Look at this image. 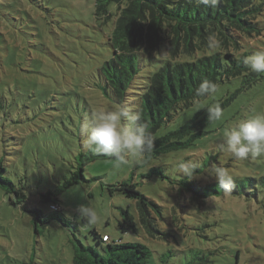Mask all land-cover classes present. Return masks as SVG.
Wrapping results in <instances>:
<instances>
[{"label": "rangeland", "instance_id": "374dc122", "mask_svg": "<svg viewBox=\"0 0 264 264\" xmlns=\"http://www.w3.org/2000/svg\"><path fill=\"white\" fill-rule=\"evenodd\" d=\"M95 11L96 0H0V157L8 160L11 177L16 180L18 170L19 179L28 182L33 208L46 215L52 212L50 203L40 194L63 184L77 170V156L84 149L81 125L94 112L120 106L112 91L104 90L100 77L101 66L113 53L108 44L112 28ZM248 47L253 53L264 50V33ZM154 69V63L142 68L138 81L143 84ZM243 81L238 77L221 84L214 96L195 103L170 126L184 123L199 106L218 104L241 89L223 109V118L210 122L207 135L193 147L152 161L164 168L168 178H142L150 168L141 166L143 162H130L119 169L109 158L89 163L85 179L66 188L59 202L61 211L78 224L80 240L98 246L91 231L95 228L117 242L141 238L154 251L151 261L156 259L158 264V255L164 252L169 255L164 264H264V201L248 197L243 189L241 194L208 199L209 209L186 193L180 206L172 188V181L184 177L176 175L172 165L187 158L199 166L208 160L202 174L197 173L202 183L217 182L207 169L219 167L237 181L245 180L249 191L261 189L264 157L238 161L219 148L224 129L264 113V74L250 87ZM136 98L130 94L126 106L132 108ZM199 110L207 112L206 107ZM168 129L163 127L159 134ZM132 176L141 192L165 206L178 230L170 240L154 239L143 231L140 237L122 232L121 209L138 215L136 201L119 191L112 193L111 188ZM82 203L97 210L100 219L94 226L76 216ZM193 211L198 225L190 229L183 216ZM34 215L24 206L12 205L0 188V264H74V227L53 219L38 222L37 231Z\"/></svg>", "mask_w": 264, "mask_h": 264}, {"label": "trees", "instance_id": "16d2710c", "mask_svg": "<svg viewBox=\"0 0 264 264\" xmlns=\"http://www.w3.org/2000/svg\"><path fill=\"white\" fill-rule=\"evenodd\" d=\"M95 15L110 23L112 28L108 37L112 57L100 68L104 90H111L115 102L125 106L130 94L137 96L131 109L139 111L140 122L148 125L154 141L141 164L150 166L141 175L144 179L154 176L168 178L164 168L153 162L167 154L189 149L207 135L206 127L210 122L207 120L208 112L204 110H198L177 127H170L183 112L207 98L195 96V89L204 79L214 82L218 88L223 83L243 77V83L250 87L263 77L243 63V57L253 53L248 44L264 33L263 0H220L215 8L197 5L195 0H96ZM153 63L155 69L141 84L138 80L142 68ZM136 89L141 90L133 91ZM240 92L241 89L218 103L221 109ZM165 126L169 129L160 135ZM106 158L94 156L84 148L77 156V170L71 177L40 194L43 201L50 203L52 212L47 215L38 207L33 208L30 201L33 194H29L28 182L19 179L18 170L16 180L9 175L11 168L4 156L0 157V188L9 196L12 205L24 206L26 211L35 212L33 220L37 231L38 222L46 224L53 219L74 227V264H158L156 259L151 261L154 251L141 238L106 242L103 236L108 233L94 228L91 231L98 246L85 244L76 234L78 224L61 211L60 195L65 189L78 183L79 179H85L84 172L89 163ZM207 165L208 160H203L195 172L202 174ZM198 176L192 180L183 177L172 181L178 205L186 193H191L195 203L206 206L210 198L241 194L243 189L248 197L253 195L257 201H264V179L261 189L249 191L245 180L235 179L231 190L225 191L217 182L202 183V180H197ZM139 184L132 176L111 188L112 193L119 191L136 201L138 215L129 209H121L123 217L119 226L122 232H133L140 237L143 231L154 239L170 240L176 233L174 231L178 232L172 226L170 215L162 203L141 192ZM186 213L188 216H183L188 221L186 225L190 229L196 228L198 224L193 218L196 213ZM167 257V252L158 255L161 264Z\"/></svg>", "mask_w": 264, "mask_h": 264}, {"label": "clouds", "instance_id": "9594fccd", "mask_svg": "<svg viewBox=\"0 0 264 264\" xmlns=\"http://www.w3.org/2000/svg\"><path fill=\"white\" fill-rule=\"evenodd\" d=\"M195 2L197 5L215 8L220 0ZM243 63L252 72L264 74V50L243 57ZM216 92L217 85L204 79L195 89V96L211 97ZM204 107L207 108L209 122L220 121L223 118V110L219 104L201 105L196 111ZM140 120L139 111L125 105L94 112L90 120L85 121L80 127L83 147L94 156L109 158L115 169L130 162L142 163L145 153L151 150L154 141L148 125L141 123ZM219 148L221 152H227L238 161L264 157V113L247 116L224 129ZM197 168L199 165L187 158L176 160L172 165L176 175L183 174L188 180L196 178ZM207 171L209 175L215 177L221 189L231 190L235 182L233 174L219 167H210ZM75 211L76 216L86 221L89 226H94L100 219L97 210L91 205L79 204Z\"/></svg>", "mask_w": 264, "mask_h": 264}, {"label": "built area", "instance_id": "2783aa9c", "mask_svg": "<svg viewBox=\"0 0 264 264\" xmlns=\"http://www.w3.org/2000/svg\"><path fill=\"white\" fill-rule=\"evenodd\" d=\"M52 208L57 209V206L56 205H52ZM103 239L106 242H112L113 241V238L109 234L104 235Z\"/></svg>", "mask_w": 264, "mask_h": 264}]
</instances>
